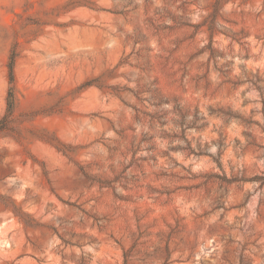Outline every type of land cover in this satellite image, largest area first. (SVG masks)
I'll use <instances>...</instances> for the list:
<instances>
[{
    "label": "rangeland",
    "instance_id": "rangeland-1",
    "mask_svg": "<svg viewBox=\"0 0 264 264\" xmlns=\"http://www.w3.org/2000/svg\"><path fill=\"white\" fill-rule=\"evenodd\" d=\"M0 264H264V0H0Z\"/></svg>",
    "mask_w": 264,
    "mask_h": 264
},
{
    "label": "trees",
    "instance_id": "trees-1",
    "mask_svg": "<svg viewBox=\"0 0 264 264\" xmlns=\"http://www.w3.org/2000/svg\"><path fill=\"white\" fill-rule=\"evenodd\" d=\"M15 53L12 52L9 56V61L7 64V79L9 84V92L7 96V115L3 117V119L0 121V131H2V122L9 116L11 113V109L13 106V85H14V62H15Z\"/></svg>",
    "mask_w": 264,
    "mask_h": 264
}]
</instances>
